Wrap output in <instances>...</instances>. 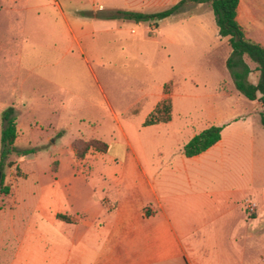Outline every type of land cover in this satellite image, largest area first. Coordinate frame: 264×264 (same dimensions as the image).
<instances>
[{
  "label": "rangeland",
  "instance_id": "rangeland-1",
  "mask_svg": "<svg viewBox=\"0 0 264 264\" xmlns=\"http://www.w3.org/2000/svg\"><path fill=\"white\" fill-rule=\"evenodd\" d=\"M39 3L44 7H31ZM140 3L0 0V155L2 115L10 107L20 135L16 148L35 149L25 157L12 156L15 165L5 168L0 183V221L7 217L15 231L29 227L50 234L52 226L36 211L39 202L48 209L54 200L75 213L88 196L105 198L102 184L112 183L103 177L102 164L122 160L124 135L137 148L160 144L173 152L183 140L179 130L185 121L199 128L210 113L255 110V102L234 88L222 48H214L216 38L200 31V20L217 29L212 8L187 3L157 26L109 18L116 8L164 10L150 7L153 1ZM249 61L251 80L257 81V65ZM222 80L232 95L219 94ZM173 90L175 124L160 134L146 132L148 114L162 94L171 97ZM79 139H98L108 148L91 149L78 159L81 149L72 145ZM10 224L1 228L9 245ZM1 244L0 264H12V248Z\"/></svg>",
  "mask_w": 264,
  "mask_h": 264
},
{
  "label": "crops",
  "instance_id": "crops-1",
  "mask_svg": "<svg viewBox=\"0 0 264 264\" xmlns=\"http://www.w3.org/2000/svg\"><path fill=\"white\" fill-rule=\"evenodd\" d=\"M149 1L155 4L150 7L167 10L181 0L140 4ZM237 20L249 40L264 46V0H239ZM199 23L203 36L216 38L214 48H222L226 64L232 53L228 39L223 41L210 21ZM249 60L245 56L252 68ZM252 73L249 80L256 84L259 78L252 81ZM225 83L220 81L217 91L232 95L223 89ZM165 97L161 95L147 118ZM171 99L172 120L143 123L146 132L160 134L175 124V90ZM253 102V111L210 113L199 128L185 121L179 130L183 140L173 152L160 144L137 148L124 135L122 160L102 164L103 177L112 183L102 184L105 198L88 196L75 213L54 200L48 209L39 202L36 211L52 226L50 234L29 227L15 231L7 217L0 221L1 246L12 248V264H264V106ZM211 126L223 127L221 140L200 155L186 157L184 146ZM247 199L258 206L253 216L245 212ZM4 224L13 226L11 245L2 237Z\"/></svg>",
  "mask_w": 264,
  "mask_h": 264
},
{
  "label": "trees",
  "instance_id": "trees-1",
  "mask_svg": "<svg viewBox=\"0 0 264 264\" xmlns=\"http://www.w3.org/2000/svg\"><path fill=\"white\" fill-rule=\"evenodd\" d=\"M187 3L211 5L219 29V35L222 38H227L232 48V53L227 60V68L232 74L236 89L247 99L251 101L259 100L264 106V46L246 37L242 26L237 20L239 0H181L170 9L160 12L148 14L119 10L113 15H109V18L124 21L149 22L157 26L162 20L177 14ZM245 56L257 64L256 70L260 76L256 84L249 80L252 70L245 61ZM165 95L167 97L156 106L144 122V126L167 123L172 120V99L169 96V92H165ZM2 117L4 126L1 134L3 149L0 155V173L2 174L1 182L4 183L5 168H11L15 165V161L11 160V157H25L35 153V149L20 150L16 148L15 144L19 137V131L14 107L6 109ZM261 119L264 125V113H261ZM222 130L223 127L211 126L194 136L184 146V155L191 158L206 152L221 140ZM73 147L81 149V152H77V158L84 159L85 155L91 149L105 152L108 144L98 139H92L90 141L79 139L73 142ZM17 169L21 171L20 167H17ZM58 219L61 221H69V218L63 215H58Z\"/></svg>",
  "mask_w": 264,
  "mask_h": 264
},
{
  "label": "built area",
  "instance_id": "built-area-1",
  "mask_svg": "<svg viewBox=\"0 0 264 264\" xmlns=\"http://www.w3.org/2000/svg\"><path fill=\"white\" fill-rule=\"evenodd\" d=\"M244 209L249 216H253L256 214L258 206L254 201L247 199L244 203Z\"/></svg>",
  "mask_w": 264,
  "mask_h": 264
},
{
  "label": "water",
  "instance_id": "water-1",
  "mask_svg": "<svg viewBox=\"0 0 264 264\" xmlns=\"http://www.w3.org/2000/svg\"><path fill=\"white\" fill-rule=\"evenodd\" d=\"M1 179H2V174L0 173V183H1Z\"/></svg>",
  "mask_w": 264,
  "mask_h": 264
}]
</instances>
